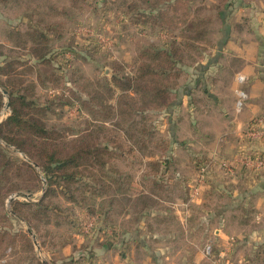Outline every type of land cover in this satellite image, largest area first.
<instances>
[{
  "label": "rangeland",
  "instance_id": "1",
  "mask_svg": "<svg viewBox=\"0 0 264 264\" xmlns=\"http://www.w3.org/2000/svg\"><path fill=\"white\" fill-rule=\"evenodd\" d=\"M129 1L83 0L72 5L70 0H0V63H15L20 75L14 80L22 79L23 92L31 93L27 97L45 108L44 116L37 114L40 120L48 129L61 131L67 140L86 129L102 127L100 145L108 147V153L102 154L96 164L104 162L103 168L96 166L95 171L82 168L81 176L70 185L69 192L62 182L53 183L46 192L39 167L34 168V162L22 152L26 159L15 147L0 140L10 157L33 167L32 172L8 168L7 174L0 175V245H16L3 254L0 252V264H141L146 258L158 264H191L206 246L202 245L206 237L200 231L191 232V221L183 227L189 234L184 239L176 211H200L188 197L197 194L198 186L207 180L216 179L219 172L216 170L212 176L208 168L212 161L196 160L191 154L195 147L208 149L211 140L203 138L198 143L193 139L191 143L185 131L189 124L181 121L185 115L182 108L178 110L175 106L174 93L170 102L175 104L168 112L134 116L137 129L132 133L136 143L126 136L127 126L125 131L114 126L116 117L105 120L93 117L83 107L84 103L92 102L89 96L93 90L89 85L96 89L94 83L113 74L133 76L138 53L148 46L160 47L168 40L162 38L159 28L134 25L139 17L137 12L126 9ZM205 25L207 35L210 29ZM34 30L47 39L48 55L42 62L30 54L29 45L23 47L15 42L17 34L25 41V33ZM194 59L184 61L179 82L190 78L187 69ZM115 64L118 70H113ZM6 102L9 103L8 95L3 96L0 123L10 115L9 107L4 108ZM176 114L183 119L176 117L172 121ZM145 129L151 135H143L141 130ZM193 129L196 126L190 130ZM111 135L114 143L108 141ZM163 157L171 165L164 175L160 170L155 174L154 164H159ZM221 162L222 159L217 160L222 171ZM201 169H205L203 178H200ZM159 174L165 180L163 193L171 200L149 209L138 222H132V208L128 213L119 212L122 202L113 207L108 205L110 193L104 192L102 183L111 186L109 180L115 179L133 197L136 189L151 187ZM192 181V186H185ZM14 185L20 190L13 189ZM218 190L221 192V188ZM11 197L13 200L8 204ZM15 202L34 206L20 207L19 216L12 213ZM172 236L175 241L170 239ZM25 237L32 243L33 251L24 246L30 243ZM207 245L212 251L213 245L209 241Z\"/></svg>",
  "mask_w": 264,
  "mask_h": 264
},
{
  "label": "crops",
  "instance_id": "2",
  "mask_svg": "<svg viewBox=\"0 0 264 264\" xmlns=\"http://www.w3.org/2000/svg\"><path fill=\"white\" fill-rule=\"evenodd\" d=\"M170 2L176 4V17L185 9L188 20L205 21L210 29L198 45L200 53L188 66L190 78L179 82L175 90V106L183 109L187 119L178 113L171 117L189 124L185 131L191 143L193 139L198 143L203 138L211 140L208 149L195 147L191 154L196 160L212 161L208 166L212 176L216 170L220 173L188 197L200 211H176L184 239L189 234L183 227L191 221V232L200 231L206 237L202 245L207 241L213 245L209 259L203 246L191 264H216L217 260L221 264H264V167L253 171L238 165L229 176L217 165L218 159L231 162L244 156L264 160V141L253 142L245 136L252 120L264 118V0ZM238 90L247 95L240 111L235 107ZM194 169L196 172V166ZM193 181L185 186H192ZM203 190L206 192L200 193ZM141 264L158 262L146 258Z\"/></svg>",
  "mask_w": 264,
  "mask_h": 264
},
{
  "label": "trees",
  "instance_id": "3",
  "mask_svg": "<svg viewBox=\"0 0 264 264\" xmlns=\"http://www.w3.org/2000/svg\"><path fill=\"white\" fill-rule=\"evenodd\" d=\"M70 1L74 5L83 0ZM126 9L132 13L137 12L136 15L139 18L134 25L141 27L151 25L159 28L160 34H168L171 38L164 40L160 47L148 46L142 49L138 53L139 61L133 76L129 77L120 73H118L119 75L113 74L109 78L99 80V83L97 81V84L94 83L98 87L96 89L89 85L88 87L93 90L89 96L92 102L84 103L83 107L93 117L98 116L103 120L116 117L118 121L114 126L121 131H125L127 126L126 136L136 143L132 133L137 129L135 128L137 126L135 115L142 114L144 116L149 112H168L175 104L170 102V95L172 93L175 95L184 61L193 58L201 51L198 45L204 42L206 22L188 20L185 9H182L180 16L176 17V4L170 0H131L126 3ZM47 28L49 27L47 26ZM25 36L27 37L26 42L22 41V36L17 34L15 42L23 47L29 45L30 54L37 61L42 62L48 55L45 47L47 39L44 34L34 30L27 31ZM0 55L2 56L1 52ZM113 70H118L116 64ZM19 75L14 62L0 63V89L5 90L8 95L10 110V115L0 123V140L15 147L39 167L46 182V192L49 191L53 183L59 184L60 182L66 183L65 188L69 192L70 185L81 176L82 168L90 167L92 171L96 170V166L97 169L103 168L104 162L100 163V166L96 164L102 158V154L108 153V147L100 145L99 140L104 130L102 127L86 129L73 139L67 140L61 131L48 129L37 115L44 116L45 108L39 107L27 97L31 93H26V95L23 92L22 79L14 80ZM87 93L89 94V92ZM2 106L3 95L0 92V110ZM141 131L143 135H151L148 129ZM111 137L108 141L114 143V135ZM154 165V173L158 174L160 170L164 175L171 164L163 157L159 164ZM197 165L199 168L200 164L197 163ZM8 168L14 171L32 172L33 170L29 163L17 161L10 157L7 150L0 145V175L7 174ZM100 170L102 171V169ZM33 176L37 179L34 173ZM158 177L156 181L152 182L151 187L146 186L145 190L136 189L133 197L128 194L126 189H123L122 183L115 179L109 180L111 186L102 183L103 189L106 190L104 192L110 193L107 195L109 196L108 205L113 207L122 202L118 207L119 212L125 213L127 211L128 213L132 208V222H138L141 215L150 212L149 209L160 206L162 201L171 200L169 196H166V193H163L164 177H160V174ZM13 189L20 190L16 185ZM165 196L167 199H164ZM70 199L72 198L70 197ZM30 206L34 205L15 202L12 204V213L19 215L20 207L27 208ZM159 209L165 208L160 207ZM1 238L3 237L1 236ZM170 239L175 241L173 236ZM15 246L0 245V252L3 254L7 249H13ZM24 246L33 251L31 242ZM14 255H17V251L14 252ZM19 263L16 262V264Z\"/></svg>",
  "mask_w": 264,
  "mask_h": 264
},
{
  "label": "built area",
  "instance_id": "4",
  "mask_svg": "<svg viewBox=\"0 0 264 264\" xmlns=\"http://www.w3.org/2000/svg\"><path fill=\"white\" fill-rule=\"evenodd\" d=\"M240 82H243L242 78H239ZM236 102L235 107L237 111H240L247 100V95L242 90L236 91ZM245 136L253 142H262L264 141V118H256L252 120L245 132ZM238 165H241L247 169H253V171H259L264 167V160L260 158H251V157H240L238 160H232L231 162L222 161L220 166L224 174L232 176L236 172ZM202 175L200 178H203L205 169L200 171ZM204 255L206 258L211 257V248L209 245H206L204 248ZM216 264H221L219 260L216 261Z\"/></svg>",
  "mask_w": 264,
  "mask_h": 264
},
{
  "label": "water",
  "instance_id": "5",
  "mask_svg": "<svg viewBox=\"0 0 264 264\" xmlns=\"http://www.w3.org/2000/svg\"><path fill=\"white\" fill-rule=\"evenodd\" d=\"M0 92L2 93V95L6 98L7 97V94H6V91L5 90H3V89H0ZM4 108L5 109H7L8 108V102H6L5 103V105H4ZM16 152H18L20 155H22V157H24L25 158V156L20 152V151H18V150H15ZM26 159V158H25ZM32 165L34 166V168H37V165L36 164H34V163H32ZM44 190V188L42 189V191ZM18 195H15V197H17ZM21 196L22 197H24V198H27V195H23V194H21ZM12 197L11 198H9V200H8V204H10L11 202H12Z\"/></svg>",
  "mask_w": 264,
  "mask_h": 264
}]
</instances>
